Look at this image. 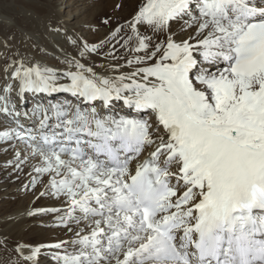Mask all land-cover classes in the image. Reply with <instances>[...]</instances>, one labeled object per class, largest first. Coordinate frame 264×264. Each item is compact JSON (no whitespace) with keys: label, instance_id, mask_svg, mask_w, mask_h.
<instances>
[{"label":"snow or ice","instance_id":"1","mask_svg":"<svg viewBox=\"0 0 264 264\" xmlns=\"http://www.w3.org/2000/svg\"><path fill=\"white\" fill-rule=\"evenodd\" d=\"M55 7L0 32V172L49 233L7 264H264V0Z\"/></svg>","mask_w":264,"mask_h":264},{"label":"bare ground","instance_id":"2","mask_svg":"<svg viewBox=\"0 0 264 264\" xmlns=\"http://www.w3.org/2000/svg\"><path fill=\"white\" fill-rule=\"evenodd\" d=\"M103 0H0V32L10 27L23 28L26 31L37 30L36 17H43L49 13V5L54 4L55 11L62 14L65 20L78 23L81 19L89 18L98 10ZM43 31V29H39ZM9 186V188L5 187ZM24 192L22 186L0 172V236L7 234L12 242L31 243L33 240L46 237L49 233L42 231L37 221L23 219L19 223L21 213L31 206L32 197L21 196ZM25 193V192H24ZM8 215L14 217L12 223L5 224L4 218ZM10 253L0 248V264H7Z\"/></svg>","mask_w":264,"mask_h":264},{"label":"rangeland","instance_id":"3","mask_svg":"<svg viewBox=\"0 0 264 264\" xmlns=\"http://www.w3.org/2000/svg\"><path fill=\"white\" fill-rule=\"evenodd\" d=\"M6 188H9V186L7 187V185H6L5 189H6ZM20 194H21L22 197H24V196L26 197V196H27V194L24 193V192H21ZM23 195H24V196H23Z\"/></svg>","mask_w":264,"mask_h":264}]
</instances>
